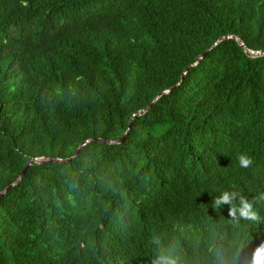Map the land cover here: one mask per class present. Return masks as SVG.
<instances>
[{
	"label": "trees",
	"instance_id": "16d2710c",
	"mask_svg": "<svg viewBox=\"0 0 264 264\" xmlns=\"http://www.w3.org/2000/svg\"><path fill=\"white\" fill-rule=\"evenodd\" d=\"M228 35L264 51V0H0V193L132 123L30 166L0 264H264V56L187 72Z\"/></svg>",
	"mask_w": 264,
	"mask_h": 264
},
{
	"label": "water",
	"instance_id": "95a60500",
	"mask_svg": "<svg viewBox=\"0 0 264 264\" xmlns=\"http://www.w3.org/2000/svg\"><path fill=\"white\" fill-rule=\"evenodd\" d=\"M231 39H232V40H236L237 44H238L240 47H242L243 50H244L245 52H248L251 56H253V57H263V56H264V51H256V50H252V49L248 48V46L245 44V42H244L242 39H240V38H238V37H236V36H233V35H228V36H224V37H222L221 39H219V40L216 42V44H215L211 49H209L208 51H206L205 53H203V54L200 56L198 62H196V63H194L193 65H191V67H189V68L187 69V72L189 71V69L194 68V67H197V65H199V63H200L201 60L205 57V55H206L209 51H211L213 48H215L216 46H218L221 42L226 41V40H231ZM183 80H184V78L182 79V81H183ZM182 81H181V82H182ZM180 85H181V83L178 84L176 87H174V89L169 90V91L163 93L161 96H159V97L155 100V102L153 103V105H152L151 107H149L148 109H146V110L144 111V113H148V112H150V111L154 108V106H155V105H156V104H157V103H158V102H159V101H160L165 95L172 94V93L174 92V90H176ZM131 128H132V123H131L130 126H129V130H128L126 136H125L121 141H118V142L103 141V140H90V141H87L85 144H83V145L78 149V151H77V152H76L71 158H68V160H55V158H48V157L33 158V160H32L31 162L28 163V165L26 166V168L22 171V173H21V174L19 175V177L16 179V181H15L13 184H11L9 187L5 188V189L0 193V199H1L2 197H4V195L10 191V189H12V188L18 186V185L22 182V180L24 179V177H25V175H26L28 169L30 168V166H31L33 163H36V164H46V163H50V164H52V163H56V164H59V163H66V162L69 163V162H71V161H73V160H76V158L80 155V153L83 151V149H84L85 147L90 146V145H92V144H94V143H103V144H109V145H120V144H122V143H124V142L126 141L128 135H129V133H130Z\"/></svg>",
	"mask_w": 264,
	"mask_h": 264
}]
</instances>
